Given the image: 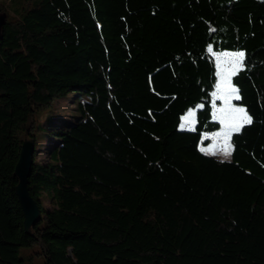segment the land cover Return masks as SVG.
I'll list each match as a JSON object with an SVG mask.
<instances>
[{
	"label": "trees",
	"instance_id": "1",
	"mask_svg": "<svg viewBox=\"0 0 264 264\" xmlns=\"http://www.w3.org/2000/svg\"><path fill=\"white\" fill-rule=\"evenodd\" d=\"M209 47L244 53L231 82L252 122L229 160L199 147L220 128ZM70 92L76 118L39 162L42 117ZM0 264H264V0H22L0 31Z\"/></svg>",
	"mask_w": 264,
	"mask_h": 264
},
{
	"label": "rangeland",
	"instance_id": "2",
	"mask_svg": "<svg viewBox=\"0 0 264 264\" xmlns=\"http://www.w3.org/2000/svg\"><path fill=\"white\" fill-rule=\"evenodd\" d=\"M22 0H0V3L6 7V10H0V31L1 23L5 17L12 18L15 16V10L21 5ZM208 52L213 56L216 65L217 81L215 89L212 93V117L219 122L220 128L211 132H203L201 140H208L207 144H200V150L207 154L215 156L220 160H229L231 155L230 137L234 128L241 127L244 123L243 117L249 115L245 109L238 105V91L231 82V77L242 68V58L236 57L234 54L243 51H214L211 47ZM230 64V65H229ZM220 85L217 87V85ZM235 89L236 91H233ZM76 92H70L66 96L59 98L53 108L47 115L42 117L41 127L45 128V132H40V137L36 143V160L39 162L47 159L48 150L53 146L56 140L53 138L52 132L55 128L63 127V123L74 120L77 115L76 103L79 98ZM196 108L189 109L181 117L179 129L192 130L195 125ZM242 108L244 112H237L236 109ZM41 128V129H42ZM40 129V131H41ZM57 139V137H55ZM228 153L227 155L225 153ZM44 205L50 207V203L45 200ZM32 247H23L20 254L25 255L32 251Z\"/></svg>",
	"mask_w": 264,
	"mask_h": 264
},
{
	"label": "water",
	"instance_id": "3",
	"mask_svg": "<svg viewBox=\"0 0 264 264\" xmlns=\"http://www.w3.org/2000/svg\"><path fill=\"white\" fill-rule=\"evenodd\" d=\"M33 146L32 141H23L18 160L14 166V174L18 178L15 190L23 213V226L25 230H28L40 217L39 207L29 194L27 188V181L31 172Z\"/></svg>",
	"mask_w": 264,
	"mask_h": 264
},
{
	"label": "snow or ice",
	"instance_id": "4",
	"mask_svg": "<svg viewBox=\"0 0 264 264\" xmlns=\"http://www.w3.org/2000/svg\"><path fill=\"white\" fill-rule=\"evenodd\" d=\"M236 57L238 58H242L244 56V53L243 52H239V53H235L234 54ZM220 85L218 84L217 87H219ZM233 91H236L235 89H233ZM237 99H239V97L237 96L236 97ZM237 112H244V109L242 108H238L236 109ZM243 120H244V123H247V124H250L252 121H251V118L250 117H247L246 115L243 117ZM240 128L239 127H236L234 128V131H239ZM226 155L228 154L227 152L225 153Z\"/></svg>",
	"mask_w": 264,
	"mask_h": 264
}]
</instances>
